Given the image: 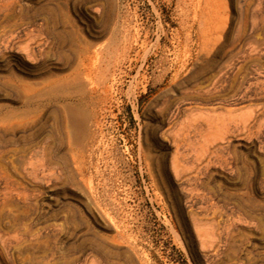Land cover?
I'll return each instance as SVG.
<instances>
[{
	"label": "rangeland",
	"instance_id": "374dc122",
	"mask_svg": "<svg viewBox=\"0 0 264 264\" xmlns=\"http://www.w3.org/2000/svg\"><path fill=\"white\" fill-rule=\"evenodd\" d=\"M0 264H264V0H0Z\"/></svg>",
	"mask_w": 264,
	"mask_h": 264
},
{
	"label": "bare ground",
	"instance_id": "6f19581e",
	"mask_svg": "<svg viewBox=\"0 0 264 264\" xmlns=\"http://www.w3.org/2000/svg\"><path fill=\"white\" fill-rule=\"evenodd\" d=\"M21 60L23 59L24 60V58L23 57H19ZM26 59V58H25Z\"/></svg>",
	"mask_w": 264,
	"mask_h": 264
}]
</instances>
